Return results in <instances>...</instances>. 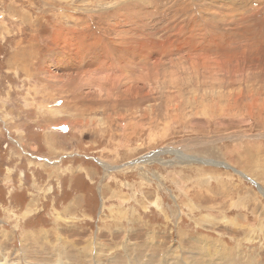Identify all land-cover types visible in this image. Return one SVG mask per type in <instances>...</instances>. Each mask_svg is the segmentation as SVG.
<instances>
[{"label": "rangeland", "instance_id": "obj_1", "mask_svg": "<svg viewBox=\"0 0 264 264\" xmlns=\"http://www.w3.org/2000/svg\"><path fill=\"white\" fill-rule=\"evenodd\" d=\"M0 264H264V0H0Z\"/></svg>", "mask_w": 264, "mask_h": 264}, {"label": "crops", "instance_id": "obj_2", "mask_svg": "<svg viewBox=\"0 0 264 264\" xmlns=\"http://www.w3.org/2000/svg\"><path fill=\"white\" fill-rule=\"evenodd\" d=\"M145 15H147L146 12L139 13L135 17V21H137L138 19H140L142 16ZM119 19L120 18H118L117 20L118 23L117 26L119 27L122 33L123 20L121 19V21L119 22ZM128 33L129 35L132 36V41L138 40L136 39L138 37L137 33H132V32H128ZM73 38H74L73 41L74 47L76 48V51L80 55V57L79 58L72 57V59L68 60L70 64L66 65L65 69H69L72 72L83 71L84 67L90 68V66H92L97 74L108 73V72L121 74L123 72H126L127 69L128 72L129 70L134 71L135 68H137L140 65V63L150 60V56L147 54L145 49L142 50L141 53L132 50L133 51L132 55L130 54L127 56L126 55L123 56L120 51V48L119 49L114 48L109 40L105 39L104 37L98 39L96 35H90L87 32L85 34H83L82 32L80 33L76 32ZM95 47H99L103 52H100Z\"/></svg>", "mask_w": 264, "mask_h": 264}, {"label": "bare ground", "instance_id": "obj_3", "mask_svg": "<svg viewBox=\"0 0 264 264\" xmlns=\"http://www.w3.org/2000/svg\"><path fill=\"white\" fill-rule=\"evenodd\" d=\"M146 13H147V12H146ZM137 15H138V14H137ZM56 36H57V37H56V38H57L56 40H57V42H59V39H60V37H61V34L58 33V35H56ZM66 46H70V47H71V44L68 43V42L66 41ZM59 50H60V49H59ZM59 50H58V53H59ZM65 50H66V48H65ZM67 50H68V48H67ZM74 50H75V52H77V51H76V48H75ZM60 52H62V49H61ZM61 54H62V53H61ZM128 54H131V55H132V54H133V51H132V50H128L127 52L124 53V55H128ZM142 54H143V53H142ZM99 58H101V57H99ZM133 58H134V57H133ZM119 59H120V58H119ZM60 61H61V60H60ZM126 61H127V60H126ZM117 62H119V61H117ZM122 63H123V62H122ZM155 63L159 64L160 62H159V61H158V62H157V61H154L153 64H155ZM124 64H125V63H124ZM158 66H159V65H158ZM158 66H157V67H158ZM153 67H154V66H153ZM129 68H130V67H129ZM116 69H117V68H116ZM153 69H154V68H153ZM127 70H128V69H127ZM126 72H127V71H126ZM119 74H120V73H119ZM121 74H122V73H121ZM110 75H111V73H110ZM125 77H126V76H125ZM146 78H147V77H146ZM148 78H149V77H148ZM84 79H85V78H84ZM84 79H83V80H84ZM85 80H86V79H85ZM126 82H127V81H126ZM129 90H130V89H129Z\"/></svg>", "mask_w": 264, "mask_h": 264}, {"label": "built area", "instance_id": "obj_4", "mask_svg": "<svg viewBox=\"0 0 264 264\" xmlns=\"http://www.w3.org/2000/svg\"><path fill=\"white\" fill-rule=\"evenodd\" d=\"M131 21L133 22V24H131V28L128 31H130L132 29L133 25L136 23L135 18H131Z\"/></svg>", "mask_w": 264, "mask_h": 264}]
</instances>
